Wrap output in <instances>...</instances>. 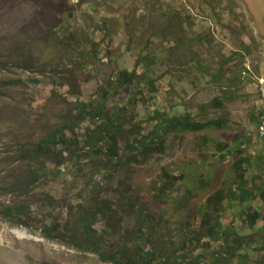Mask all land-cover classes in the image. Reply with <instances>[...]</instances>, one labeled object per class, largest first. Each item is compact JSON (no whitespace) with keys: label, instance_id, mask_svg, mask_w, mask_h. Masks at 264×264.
Here are the masks:
<instances>
[{"label":"rangeland","instance_id":"1","mask_svg":"<svg viewBox=\"0 0 264 264\" xmlns=\"http://www.w3.org/2000/svg\"><path fill=\"white\" fill-rule=\"evenodd\" d=\"M146 54L148 64L135 67ZM121 75L132 77L131 83L106 99L109 109H121L116 117L125 124L116 141L121 167L114 169L116 159L105 163L89 147L78 151L51 143L42 159L46 182L32 184L19 146L30 148L53 132L74 113L77 101L97 99L101 85L112 93L109 82ZM262 89L264 0H0V264H111L57 243L43 228L65 225L59 232L71 235L68 210L93 197L105 199L117 213L96 229L103 250L117 253L126 245L120 231L133 229L136 208L156 210L153 189L163 170L182 175L180 188L190 183L201 188L192 191L188 208L176 213L182 193L171 183L164 207L170 221L151 226V233L146 227L153 238L143 239V246L157 247L158 255L172 262L198 258L201 264H219L214 253L227 246L226 236L234 247L235 236L254 234L246 223V204L264 215V140L256 125ZM214 99L219 108L211 106ZM156 111L159 117L189 114L193 121L224 119L226 124L166 135L161 153L141 156L139 147L123 151L139 139L129 134L131 128H139L141 137L150 134ZM90 125L75 129L79 140ZM239 161L246 162V184L257 198L241 204L228 197L206 206L214 193L229 195L232 165ZM7 209L16 216L5 219ZM204 212L212 216L216 234L197 244L190 235L199 230ZM18 218L23 224L14 226ZM253 236L238 251L248 260L234 258L229 264H264L261 235ZM131 246L127 241L126 251Z\"/></svg>","mask_w":264,"mask_h":264},{"label":"trees","instance_id":"2","mask_svg":"<svg viewBox=\"0 0 264 264\" xmlns=\"http://www.w3.org/2000/svg\"><path fill=\"white\" fill-rule=\"evenodd\" d=\"M103 26L108 30L103 23ZM109 31V30H108ZM95 49V48H94ZM93 49V51H94ZM94 57H98V53L95 54ZM140 59L135 64V67L138 65L146 66L148 64L150 56L147 54ZM99 61V60H98ZM100 62V61H99ZM5 67V66H4ZM148 71V67L146 69ZM146 71H143V74L146 76ZM71 75V74H70ZM143 77V76H142ZM132 77H125L124 75L119 76L116 81H110L109 85L114 86L112 93H110L107 88H104L102 85L95 90V94L97 99H94L93 102L83 103L77 101L75 106L71 110L74 113L70 112L68 117H65V122L61 124H57L53 132L47 134L45 137L39 139V141L28 148L26 146H19L20 157L21 159L27 160L29 163V177L30 182L37 183L39 181L46 182L43 178L47 177L46 167L43 166L42 159L45 158L50 151L48 150L49 144L53 145H62L65 148L69 149V147L74 146L78 151H84L87 147L91 148L93 151L92 155L105 157V163L111 162V160L116 159V165L112 167L114 169H118L121 167L122 163L119 158V150L116 145L117 137L123 133L125 124L118 120L116 115H119L121 109L111 110L108 108L106 104V99L117 93L119 89L123 85H129L131 83ZM144 79V78H143ZM32 81L38 82V80L34 79ZM64 81L66 84L71 85L69 80ZM114 83V84H113ZM147 83V82H146ZM1 94V92H0ZM212 107L219 108L221 106V102L214 99L211 103ZM155 114V122L152 127V131L147 136H140L139 128L134 129L135 127L129 130L130 135L139 136V139H134L133 143L129 147H125L123 151L140 148L139 153L141 156L151 155L154 152L161 153L165 150V136L172 133H196L204 131L208 128L213 127H222L226 124V120L224 119H216V120H198L193 121L189 114L179 115V116H166L159 117V112H154ZM162 116L163 113H162ZM89 123L93 124L90 127H87L84 132V141L83 138L79 140L78 136L75 134V129L80 126L81 123ZM255 123V122H254ZM258 124V117L257 123ZM69 137H67V134ZM62 153L59 152L58 156L61 157ZM73 157V156H72ZM246 161V160H244ZM239 161L232 165V168L235 171V177L232 182L233 189L229 190V195L225 193L223 190L221 192L214 193L206 199V206L215 207L222 200L229 197L231 201H235L238 203H248L254 199H256V194L247 187L246 180L244 177L243 166L246 162ZM161 183L158 187L153 189L155 193L154 199L157 202L156 210L154 212L144 210L143 205H140L136 208V211L133 212L135 225L132 230H125L122 234L120 231V236L124 235L125 237V248L118 251L117 253L110 254L108 250H103L101 247V242H103V236H100L97 227L99 223L106 220L112 221L116 215V210L111 208L108 201L105 199L94 201V197L90 198L88 203H80L74 207H71L68 211V215L72 218V234L68 235L67 232H59L60 227L63 226L59 224H52L49 228H43L45 230L47 237L52 240H55L59 244H64L65 246L75 247L80 249L83 252H90L97 256L100 262L111 263V264H201L198 258H191L190 260L184 258L180 262H172V259L162 258L158 255L157 247H149L146 248L143 246V239L146 242L147 240H151L153 238L152 234L145 233V228L148 227V231L151 233L150 229L153 225H161L162 223H169V219H165V206L167 203V199L169 197V193L167 191L170 189L171 183L176 182V184L182 182V175L173 177L171 174L163 170L160 173ZM164 181V182H163ZM163 182V184H162ZM25 187L26 183H25ZM201 185L197 183H190L188 186L184 188H180L181 197L178 202L175 203L174 212H178L180 208H188L189 203L192 201V191H200ZM261 200L264 201V192L260 193ZM247 205V216L246 223L253 228L255 235H261V240L264 243V215H260L259 212L255 209H252L251 206ZM119 208H123V205L120 204ZM131 211V209L129 210ZM18 214H22L19 210ZM250 212V213H249ZM152 213L158 215H152ZM17 214V213H16ZM4 216L5 219L16 216L12 209L5 210ZM12 221L11 223L14 226L18 224H23L22 220ZM199 230L193 231L190 235L191 241L198 244L202 241V237L213 236L216 234V226L212 222V216L208 214V212H204L202 219L199 224ZM64 229L66 227H63ZM104 228H102V231ZM51 232L55 233V238L51 237ZM253 234V235H254ZM248 236L247 238H239L235 236L231 243L236 246H228L229 236H226L224 240L227 242V246L223 249V251L217 250L214 255L221 258L219 264H229L234 258L245 259L248 260V256L245 254L241 256L238 254L239 249L244 244L245 240H251L254 236ZM134 237L133 240L130 237ZM127 241L132 243L133 248L130 249V252L126 251ZM114 245L109 243V249H111ZM131 246V247H132ZM200 255V254H199ZM173 258V254H172ZM204 264V263H203Z\"/></svg>","mask_w":264,"mask_h":264},{"label":"clouds","instance_id":"3","mask_svg":"<svg viewBox=\"0 0 264 264\" xmlns=\"http://www.w3.org/2000/svg\"><path fill=\"white\" fill-rule=\"evenodd\" d=\"M260 98H262L264 100V89H262V91L260 93ZM261 109L262 110H261L260 115H259L257 126H258V135H259V137H261L264 140V132L263 133L261 132V126L264 122V106L263 105L261 106ZM256 198H257V194H256ZM260 199H261V197H260Z\"/></svg>","mask_w":264,"mask_h":264},{"label":"built area","instance_id":"4","mask_svg":"<svg viewBox=\"0 0 264 264\" xmlns=\"http://www.w3.org/2000/svg\"><path fill=\"white\" fill-rule=\"evenodd\" d=\"M261 132H262V133L264 132V122H263V124H262V126H261Z\"/></svg>","mask_w":264,"mask_h":264},{"label":"bare ground","instance_id":"5","mask_svg":"<svg viewBox=\"0 0 264 264\" xmlns=\"http://www.w3.org/2000/svg\"><path fill=\"white\" fill-rule=\"evenodd\" d=\"M23 234V233H22Z\"/></svg>","mask_w":264,"mask_h":264}]
</instances>
